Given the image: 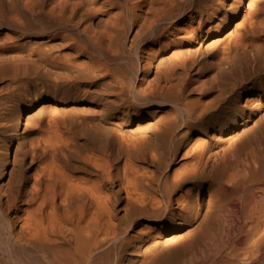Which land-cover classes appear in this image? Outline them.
Segmentation results:
<instances>
[{"label":"bare ground","instance_id":"bare-ground-1","mask_svg":"<svg viewBox=\"0 0 264 264\" xmlns=\"http://www.w3.org/2000/svg\"><path fill=\"white\" fill-rule=\"evenodd\" d=\"M245 2L0 0V264H264V0ZM128 35L137 88L134 67L53 73L91 78Z\"/></svg>","mask_w":264,"mask_h":264},{"label":"rangeland","instance_id":"rangeland-1","mask_svg":"<svg viewBox=\"0 0 264 264\" xmlns=\"http://www.w3.org/2000/svg\"><path fill=\"white\" fill-rule=\"evenodd\" d=\"M247 1L248 0H246V2L245 3H247ZM241 17H239L238 18V21H240L241 20V18H242V15H243V13H244V10L243 11H241ZM21 20H23V19H21ZM43 23V22H42ZM128 23V22H127ZM23 24H25L27 27H29L28 28V30H30L31 32H33V31H35V29H36V27H35V25H27V22H25V21H23ZM34 24H38V25H41V22H40V24H39V22L37 23V22H35ZM1 26V25H0ZM37 26V25H36ZM130 27V23H128L127 25H126V27L129 29V27ZM26 27V28H27ZM38 27V26H37ZM9 30H11V28H8L7 26H5V25H3V26H1L0 27V31H3V32H6V31H9ZM55 30V31H54ZM47 32L44 34V36H54V35H65V33L66 32H64L63 30H59V29H47L46 30ZM60 33V34H59ZM54 34V35H53ZM131 35V34H130ZM130 35H128V45L126 46V49H122L121 51L119 50V52H117V53H121L120 55H115V53L116 52H114V56H116V57H114V61H113V63L112 64H110V63H108L107 62V64H106V61H104V60H102V59H100L99 57H95V55L93 54H90L91 55V58L93 59H95V64H97V62L98 61H100V63H98L95 67L96 68H94L93 69V74H92V77L91 78H87V79H83V78H76V79H74L75 81H73V79L71 80V76H73V77H77L75 74H76V70L75 71H73L72 72V69L74 70V68L73 67H75V66H71L70 65V63H67V62H65V64H63V66H62V68L60 69V71H58V72H53L54 74H56L57 75V73H58V76H59V78L61 77H64L63 75H66L67 73V75L69 76V78L68 79H65V78H67L66 76L63 78L64 80H69L70 82L72 81V82H79V79H82V80H80V82H88L89 80H90V82L92 81V82H112V81H114V80H117V81H120V80H118L117 78H119V79H121V81L122 82H127V80H129V81H132V80H134V82L132 83V85H133V87L134 88H137L138 87V85H140V83L141 82H144L143 81V79H142V77H143V75H142V73H143V64H141L140 63V65L138 64V59H137V57H136V54H135V46L133 45H131V47H129V44H130ZM78 43V42H77ZM83 46V44H81L80 42L76 45V47H78V48H81ZM77 48V49H78ZM66 52H70L68 49H66V50H64V52H63V54H65ZM116 53V54H117ZM118 57V58H117ZM99 58V59H98ZM93 59V60H94ZM116 59V60H115ZM97 60V61H96ZM118 61V62H117ZM103 62H105V63H103ZM103 63V64H102ZM101 66H100V65ZM104 65H106V66H104ZM108 65V66H107ZM100 66V67H99ZM111 66V67H110ZM98 67V68H97ZM110 67V68H109ZM132 67H134V68H136L139 72H138V78L137 79H127V80H125L126 78H127V71L130 69V68H132ZM65 68V69H64ZM76 68V67H75ZM100 68V69H99ZM95 69H96V71H97V69H99L97 72H96V74H98V75H95L94 73H95ZM112 69V70H111ZM64 70V71H63ZM65 70L67 71V72H65ZM62 74V75H59L60 73ZM62 72H64V73H62ZM126 72V73H125ZM72 73V74H71ZM125 73V74H124ZM54 74H52V75H54ZM71 74V75H70ZM55 76V75H54ZM54 76L52 77V78H54ZM58 76H56V77H58ZM124 76V77H123ZM71 77V78H70ZM96 77V78H95ZM112 77L114 78V79H112ZM116 77V78H115ZM95 80H93V79ZM123 78V79H122ZM108 80H110V81H108ZM142 80V81H141ZM120 81V82H121ZM128 81V82H129ZM52 105H53V109L55 108V110H54V112H53V110H52V114H57L58 116H62V114H64V117L62 116L61 118H66V119H68V118H70L71 116H73V110L71 111V113H69L70 112V108L69 107H72V104H68V103H66V102H63L62 104H55V103H53L52 102ZM81 107H87V108H91L92 110L91 111H94L95 109L97 110V107H96V105H94V104H91V105H86V104H83V105H80ZM85 107V108H86ZM93 107V108H92ZM67 108V109H66ZM80 111H81V109H79ZM68 113V114H67ZM66 114V115H65ZM68 115V116H67ZM70 115V116H69ZM49 117H51V116H49ZM60 118V119H61ZM50 119V118H49ZM59 119V121H62V123H63V121H65L66 119H62V120H60ZM61 122L58 124V125H60L61 127H62V124ZM62 124V125H61ZM46 125V124H45ZM43 126L45 129H48V127H47V125L46 126ZM238 134H240V136L238 135ZM236 133L235 135H233L232 137H230V138H228L226 141H224L222 144H221V147H222V149H224V148H226V149H229V148H231V147H233V146H235V145H238V146H241V144H246L247 142H245L244 140V138L242 137V134L239 132V133ZM235 138V139H234ZM238 138L240 139V140H238ZM231 141V142H230ZM233 142H234V144H233ZM238 142V143H237ZM233 144V145H232ZM229 146V147H228ZM176 167V166H175ZM174 167V168H175Z\"/></svg>","mask_w":264,"mask_h":264}]
</instances>
